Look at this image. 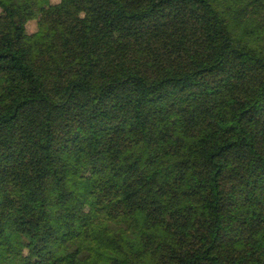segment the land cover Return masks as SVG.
<instances>
[{
  "label": "trees",
  "instance_id": "trees-1",
  "mask_svg": "<svg viewBox=\"0 0 264 264\" xmlns=\"http://www.w3.org/2000/svg\"><path fill=\"white\" fill-rule=\"evenodd\" d=\"M0 264H264V0H0Z\"/></svg>",
  "mask_w": 264,
  "mask_h": 264
},
{
  "label": "rangeland",
  "instance_id": "rangeland-1",
  "mask_svg": "<svg viewBox=\"0 0 264 264\" xmlns=\"http://www.w3.org/2000/svg\"><path fill=\"white\" fill-rule=\"evenodd\" d=\"M37 29V21L36 19H33V20H30L28 23H27V30L29 32H33L34 30Z\"/></svg>",
  "mask_w": 264,
  "mask_h": 264
}]
</instances>
